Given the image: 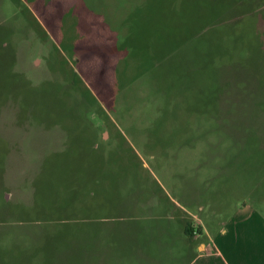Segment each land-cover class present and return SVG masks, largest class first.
Masks as SVG:
<instances>
[{
  "label": "rangeland",
  "instance_id": "1",
  "mask_svg": "<svg viewBox=\"0 0 264 264\" xmlns=\"http://www.w3.org/2000/svg\"><path fill=\"white\" fill-rule=\"evenodd\" d=\"M262 5L0 0V264H189L186 181L264 183Z\"/></svg>",
  "mask_w": 264,
  "mask_h": 264
},
{
  "label": "crops",
  "instance_id": "2",
  "mask_svg": "<svg viewBox=\"0 0 264 264\" xmlns=\"http://www.w3.org/2000/svg\"><path fill=\"white\" fill-rule=\"evenodd\" d=\"M264 3V0H260ZM260 8L264 9V5ZM259 16V13H255ZM256 32H264V16L255 26ZM264 53L257 58H262ZM259 67V66H258ZM238 147H245L247 140L231 138ZM234 148L232 147L231 150ZM242 151L243 149H239ZM261 150V147H260ZM209 161H224L220 155H212ZM232 160V158H230ZM233 161H235L233 159ZM208 174L206 168L195 179L186 181L194 199L208 207L211 221L202 222V233L195 234L193 240L203 239L197 244V252L189 264H264V183L256 178L254 186L228 185L221 173L223 164ZM231 166V165H230ZM222 178V179H221ZM219 179L222 180L219 183ZM244 182V181H242ZM247 196L246 198H244ZM192 240V241H193Z\"/></svg>",
  "mask_w": 264,
  "mask_h": 264
},
{
  "label": "trees",
  "instance_id": "3",
  "mask_svg": "<svg viewBox=\"0 0 264 264\" xmlns=\"http://www.w3.org/2000/svg\"><path fill=\"white\" fill-rule=\"evenodd\" d=\"M258 33H260V34L263 33L264 34V32L255 33V37L256 38L254 37V42L257 41V40H260V37L258 36ZM234 38H236V40L242 41L243 34L235 33ZM243 49H244L243 50V52H244V51H249L251 48H249V47L245 48L244 47ZM263 53H264V49L262 48V49H260V51H258V53L255 56L258 57V56L262 55ZM238 68L240 69L239 66H238ZM196 232L199 233V234L202 233V226L201 225L198 226V229H195V227L191 223H187L186 224V226H185V235L190 241H192L194 239Z\"/></svg>",
  "mask_w": 264,
  "mask_h": 264
}]
</instances>
